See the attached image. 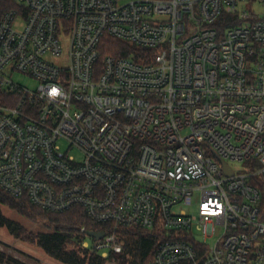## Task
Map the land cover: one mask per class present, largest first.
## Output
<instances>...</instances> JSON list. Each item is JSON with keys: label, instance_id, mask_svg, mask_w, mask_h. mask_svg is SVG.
<instances>
[{"label": "built area", "instance_id": "built-area-1", "mask_svg": "<svg viewBox=\"0 0 264 264\" xmlns=\"http://www.w3.org/2000/svg\"><path fill=\"white\" fill-rule=\"evenodd\" d=\"M0 2L6 195L81 209L106 260L143 230L163 237L148 264H264V0Z\"/></svg>", "mask_w": 264, "mask_h": 264}, {"label": "trees", "instance_id": "trees-1", "mask_svg": "<svg viewBox=\"0 0 264 264\" xmlns=\"http://www.w3.org/2000/svg\"><path fill=\"white\" fill-rule=\"evenodd\" d=\"M12 2H0V18L4 12L12 9ZM107 55L128 57L133 49L127 44L109 40ZM0 206L18 212L36 224H42L47 231L31 233L18 222L7 218L0 207V228L8 230L16 239L36 244L52 259L62 264H107L108 261L119 259L125 264H148L154 256L156 247L163 237L159 233L134 230L124 233V252L111 255L104 259L93 249H83L79 245L81 228L88 231L104 230L102 226L92 223L81 209H73L63 214L48 213L34 206L27 199H15L0 189ZM0 264H24L14 256L0 252Z\"/></svg>", "mask_w": 264, "mask_h": 264}, {"label": "rangeland", "instance_id": "rangeland-1", "mask_svg": "<svg viewBox=\"0 0 264 264\" xmlns=\"http://www.w3.org/2000/svg\"><path fill=\"white\" fill-rule=\"evenodd\" d=\"M130 0H118L120 5L128 3ZM255 10L258 13L263 12L264 7L261 4L254 5ZM23 23H17L16 28L22 29ZM13 81L17 84L28 88L30 90H36L38 88V83L31 79L29 76L23 74H16L12 77ZM230 165L236 170H242L243 166L240 163H230ZM200 200V194H196L193 200V206L184 207V210L188 214L198 215V203ZM3 214L21 224L26 230L27 235L31 233H37L42 231H47V228L42 224H36L5 206H0ZM180 211V209L178 210ZM219 237V232L216 236L206 239L209 245H214L217 238ZM198 241H204L203 236H197ZM0 252L7 254L8 256H14L19 259L24 264H62L50 256H48L42 249H40L36 244L25 241V239H16L8 230L0 228ZM107 264H125L119 259H113L107 262ZM128 264V263H127Z\"/></svg>", "mask_w": 264, "mask_h": 264}, {"label": "water", "instance_id": "water-1", "mask_svg": "<svg viewBox=\"0 0 264 264\" xmlns=\"http://www.w3.org/2000/svg\"><path fill=\"white\" fill-rule=\"evenodd\" d=\"M226 167V171L232 175V172L230 171V169L225 165ZM88 235L95 238V239H102L104 237V233L103 232H88Z\"/></svg>", "mask_w": 264, "mask_h": 264}]
</instances>
